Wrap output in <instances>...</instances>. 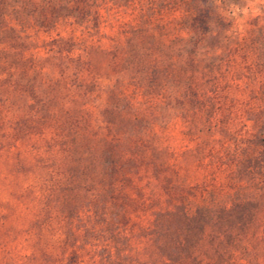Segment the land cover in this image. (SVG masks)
I'll return each mask as SVG.
<instances>
[{"label": "trees", "instance_id": "trees-1", "mask_svg": "<svg viewBox=\"0 0 264 264\" xmlns=\"http://www.w3.org/2000/svg\"><path fill=\"white\" fill-rule=\"evenodd\" d=\"M179 1L184 11L179 21L140 24L125 46L113 51L111 65L118 76L129 77L128 85L145 103L170 99L171 89L187 85L186 101L204 112L243 86L263 107L254 125L261 120L256 142L264 162V13L245 19L225 8V0L221 5ZM79 3L0 0V84L15 86L32 101L9 121L17 144L34 141L27 166L38 174L44 193L17 183V201L37 210L20 230L7 232L13 250L22 246L24 257L43 264H264V225L257 250L243 245L260 201L222 207L212 215L203 208L191 215L178 203L152 211L146 224L132 223L128 208L138 212L142 204L127 188H139L135 179L142 168L153 166L161 175V163L146 155V145L156 138L151 125L126 119L128 107L115 96L112 107L88 115V99L103 79L97 48L75 55L72 44L55 39L46 57L27 56L33 49L27 30L84 21L88 2ZM3 109L0 135L9 117ZM45 135L49 140L39 143ZM13 166L8 162L9 171Z\"/></svg>", "mask_w": 264, "mask_h": 264}, {"label": "rangeland", "instance_id": "rangeland-1", "mask_svg": "<svg viewBox=\"0 0 264 264\" xmlns=\"http://www.w3.org/2000/svg\"><path fill=\"white\" fill-rule=\"evenodd\" d=\"M86 1L87 7L84 4ZM225 1V8L236 15H243L245 19L264 13V0ZM221 2L217 0L218 5ZM79 5L86 7L84 21H60L49 30L28 29L33 49L27 56L46 57L49 54L47 49L52 47L50 43L55 39L72 44L75 55H85V50L90 47L97 48V57L102 60L103 79L100 80L99 89H95L88 99V115L93 110L97 113L112 107V96H115V99L123 101L121 105L128 107L123 112L126 119H140L151 125L149 127L154 130L156 138L149 141V146L146 145V155L153 156L161 163V175L153 172V166L151 169L142 168L135 179L139 190L127 188L142 204L138 212L128 208L127 214L132 223L146 224L152 218V211L166 210L178 203L186 205L191 215L197 208H203L206 214L212 215L222 207L245 201H260L255 222L250 226L251 237L243 244L245 249L257 250L259 247L255 242L260 239L261 227L264 225V162L261 146L256 142L261 133V120L258 121L259 126L257 123L254 125V120L257 121L263 107L242 90L243 86L230 96H222L215 108L210 110L212 106L209 105L204 112L199 105L192 107L186 101L187 85L171 89L170 99L145 103L144 98L136 95L134 88L128 85L129 77L118 76L116 68L110 63L111 55L117 47L125 46L132 30L140 24L179 21L184 14L181 2L80 0ZM172 40L179 48L178 41ZM59 48L61 45L55 51ZM236 75L240 81V76ZM246 97L250 99L249 103ZM178 99L181 103L176 101ZM0 101V108L9 112L8 119L5 118L7 126L0 135V264H43L24 257V251L20 250L22 246L14 251L15 245L11 246L7 239V232L11 229L20 230L37 210L35 204L36 208L17 201L15 187H33L36 194L42 190L38 174L27 166L34 141L31 139L28 143L17 144L16 127L11 123L13 120L9 121L11 115L27 111L32 101L8 83L0 84ZM5 104L9 106L8 110ZM48 140V135L38 137L39 143ZM10 161L14 165L11 171L8 168ZM49 238L46 236L47 241H50ZM45 245L48 243L45 242ZM47 248L51 250L49 246ZM142 251L145 252V244Z\"/></svg>", "mask_w": 264, "mask_h": 264}]
</instances>
